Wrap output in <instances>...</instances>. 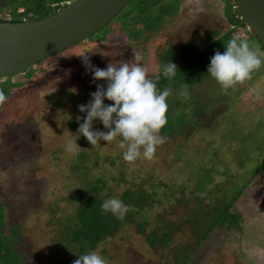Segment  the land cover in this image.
Masks as SVG:
<instances>
[{"label": "rangeland", "instance_id": "obj_1", "mask_svg": "<svg viewBox=\"0 0 264 264\" xmlns=\"http://www.w3.org/2000/svg\"><path fill=\"white\" fill-rule=\"evenodd\" d=\"M226 4L161 0L165 10L157 5L155 13L174 12L153 29L133 30L125 16L129 0L82 41L0 80L7 96L0 106V198L7 226L20 227L31 264H72L79 258L69 242L78 225L75 196L90 183H97L104 199L127 200V223L81 255L95 251L107 264H264V63L227 90L211 76L201 82L171 80L168 123L160 132L166 142L151 160L126 162L119 136L91 145L78 133L86 117L78 105L91 100L97 84L107 86L93 80L79 55L106 69L133 60L135 51L153 77L167 50L232 29ZM234 31L264 61V48L248 28ZM186 83L187 99L180 95ZM58 97L61 105L53 101ZM93 130L108 131L98 119ZM68 141L79 146L75 155L67 151ZM188 197L195 199L191 205ZM153 229L158 232L149 235ZM170 231L165 248L152 245L151 237L160 243ZM197 244L206 248L193 253Z\"/></svg>", "mask_w": 264, "mask_h": 264}, {"label": "clouds", "instance_id": "obj_2", "mask_svg": "<svg viewBox=\"0 0 264 264\" xmlns=\"http://www.w3.org/2000/svg\"><path fill=\"white\" fill-rule=\"evenodd\" d=\"M221 53L217 50L210 59L208 74L227 90L251 78L252 73L258 70L262 63L257 51L250 47L247 39L233 37ZM134 59L121 61L118 66L109 63L106 69L94 67L87 55H79L86 69L91 70L93 80L107 81V86L97 84V90L90 93L91 100L85 105H78L81 113H86L83 122L79 124L78 133L83 135L91 145L99 141L110 142L121 137L120 147L126 148L123 159L134 162L143 157L147 160L154 158L157 146L163 145L166 140L160 135L161 130L168 123L167 98L172 90L165 87L158 90L156 81L148 70L138 61L141 55L134 51ZM178 67L173 62L163 66V76L172 79ZM188 84L182 86L180 95L188 98ZM113 101L106 105L104 100ZM7 96L0 89V106H3ZM99 120L108 131L93 130V121ZM80 120V117H77ZM77 143L68 141L67 151L76 154ZM102 211L111 212L123 217L128 212V206L122 200L112 197L104 200ZM72 264H107V261L97 252L91 251L78 256Z\"/></svg>", "mask_w": 264, "mask_h": 264}, {"label": "trees", "instance_id": "obj_3", "mask_svg": "<svg viewBox=\"0 0 264 264\" xmlns=\"http://www.w3.org/2000/svg\"><path fill=\"white\" fill-rule=\"evenodd\" d=\"M20 2L19 4L17 2ZM72 0H0V21L8 22H22L24 20L39 19L49 16L65 6L67 2ZM131 5L125 16L131 19L130 27L133 30H137V26L141 25V28L153 29L155 28L160 19L166 14H170L174 11L167 13H155L156 6L159 5L160 9L165 10L164 6H161V0H130ZM17 3V4H16ZM226 18L232 29H228L227 32L219 35L216 31L210 35L207 40L199 43L188 42L185 47L179 49H169L163 55V65L159 72L153 76V78L159 76V80L156 81L158 90L164 87H170L171 80L178 78V82H201L203 78L210 76L208 74V67L210 65V59L214 56L215 52L219 50L223 53L226 49L228 41L234 36V28L247 27V23L244 17L241 15L240 10L236 6V0H226ZM126 5V4H125ZM169 9H166L168 11ZM149 17L153 18L150 22ZM130 26L129 22L126 23ZM141 30V29H140ZM251 35L256 38L255 34L248 28ZM139 34V31L137 32ZM259 42V41H258ZM260 43V42H259ZM262 46V44L260 43ZM264 48V46H262ZM173 62L177 65L178 70L172 79H168L163 76V66L168 62ZM6 78H0L1 81H5ZM174 86H171V88ZM162 91V90H161ZM57 100V101H56ZM58 105H61L62 101L60 97L53 99ZM98 182L103 180L99 177ZM190 185V184H189ZM100 187L97 183H90L85 188L76 191L75 198L77 199L76 219L77 226L73 229V234L70 238L72 247L78 251V254H83L88 245H96L97 243L105 240L108 237H112L118 231L119 227L126 222V214L121 218L111 212L105 213L102 211L101 205L104 202V198L99 194ZM196 192H202V189H197ZM125 194L123 193V196ZM124 198V197H123ZM126 204L127 200H123ZM205 196H202L204 201ZM194 198L188 197V203L191 205L194 202ZM192 201V202H191ZM8 204V203H7ZM5 206L0 198V264H31V260L25 252L23 244L19 239L20 227L16 222H11V225L7 226L5 217ZM221 218V217H220ZM146 222L142 221L144 225ZM214 228V225H213ZM149 235H153L158 232L156 229L150 231ZM211 232V229L204 233L203 237L207 236V233ZM172 232H164L163 236L151 237L154 239L152 245L160 244L165 248L168 244L169 238ZM200 241V240H199ZM198 243V241L196 242ZM205 245V244H204ZM199 247V244L194 246V251L206 248V245ZM92 247V246H90ZM189 257V256H188ZM190 258V257H189ZM187 264V261H182ZM182 262L178 263L181 264Z\"/></svg>", "mask_w": 264, "mask_h": 264}, {"label": "water", "instance_id": "obj_4", "mask_svg": "<svg viewBox=\"0 0 264 264\" xmlns=\"http://www.w3.org/2000/svg\"><path fill=\"white\" fill-rule=\"evenodd\" d=\"M129 0H72L53 14L22 22L0 21V78L82 41ZM248 28L264 46V0H236Z\"/></svg>", "mask_w": 264, "mask_h": 264}]
</instances>
